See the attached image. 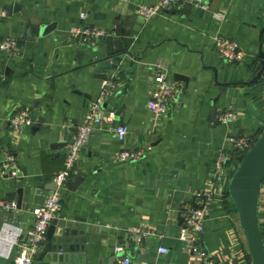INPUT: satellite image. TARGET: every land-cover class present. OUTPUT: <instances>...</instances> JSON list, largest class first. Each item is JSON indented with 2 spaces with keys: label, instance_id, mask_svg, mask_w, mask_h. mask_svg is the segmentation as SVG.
Returning <instances> with one entry per match:
<instances>
[{
  "label": "crops",
  "instance_id": "crops-1",
  "mask_svg": "<svg viewBox=\"0 0 264 264\" xmlns=\"http://www.w3.org/2000/svg\"><path fill=\"white\" fill-rule=\"evenodd\" d=\"M158 1L0 0V37L19 44L10 54L0 51V164L9 154L20 169L17 179L0 177V202L17 203L21 190L23 204L16 212L0 209V235L5 222L31 229L32 210L51 192L77 126L110 83L104 122L83 147L54 219L57 226L81 227L71 229L77 247L39 257L45 240L33 264H118L124 257L134 264H203L180 241L183 211L193 206L194 193L209 187L220 151L234 155L230 139L264 131V0H210L209 11L172 6L149 21L137 14V5ZM220 11L226 13L221 23L212 17ZM27 25L31 39L24 42ZM72 28L108 35L89 45L73 41ZM216 35L238 43L245 61L223 62ZM106 59L114 70L97 69ZM159 68L182 93L169 116L155 122L147 105ZM22 108H30L32 124L17 134L8 119ZM227 113L235 120L223 125L219 118ZM119 125L129 129L125 146L143 153L138 163L116 161ZM234 169L229 163L225 175ZM227 189H214L199 247L209 264H253ZM258 202L264 237V183ZM136 230L149 235L143 239ZM13 256L0 255V264H14Z\"/></svg>",
  "mask_w": 264,
  "mask_h": 264
},
{
  "label": "built area",
  "instance_id": "built-area-1",
  "mask_svg": "<svg viewBox=\"0 0 264 264\" xmlns=\"http://www.w3.org/2000/svg\"><path fill=\"white\" fill-rule=\"evenodd\" d=\"M210 0H159L154 5H137V14L144 20L149 21L156 16L162 14L164 10L172 6L187 4L203 11H209ZM226 13L224 11L212 13V17L219 23L225 20ZM84 18V15H81ZM108 35L106 30L100 28H86L80 30L72 28L69 36L74 39H80L83 43L94 45L98 39L105 38ZM216 54L220 59L228 64L232 62L242 63L247 58V54L239 46L238 43L230 39L216 35L213 38ZM18 47V41L10 38L0 37V51L10 54ZM110 83L104 82L99 97L91 104L88 113L77 126L75 136L68 145L67 152L64 157L63 168L57 172L52 179L55 187L54 191L49 192L45 202L32 210L34 223L31 229L23 231L21 228L15 227L5 222L3 224L0 235V255L6 259L12 254L14 264H33L39 251L43 247L46 240V232L53 223L61 208V195L65 189V184L70 178L75 165L80 159L81 151L86 145L89 136L101 129L104 122L101 106L107 96L110 95ZM182 93V86L179 83L169 79L166 71L162 68L157 69L154 76V88L150 94L147 108L152 114L155 122L169 116L171 112V103ZM235 120V116L231 113L223 114L219 118V122L223 125L229 124ZM30 108H22L14 112L8 119V126L14 132L19 134L21 130L31 125ZM113 133L117 141L122 145L116 155L118 163H138L143 158V153L139 150L125 146L129 129L126 125H119L113 128ZM154 132L151 133L153 135ZM232 147L237 152L243 153V156L251 149L253 141L249 137L229 140ZM242 157V156H241ZM233 157L225 150L220 151L217 164L213 174V178L209 187L201 192L193 194L194 204L183 211V222L180 226V241L184 244L187 254L200 259L203 264H209V255L206 251L199 247V236L203 230V224L208 216V203L213 199L214 192L217 187L226 186L233 175L226 176L228 162L236 161L238 167V157ZM234 169V170H235ZM233 170V172H234ZM0 177L17 179L20 177V169L15 159L11 155H7L4 162L0 164ZM0 209L8 212L17 211V203L15 200H7L0 202ZM143 239L148 237V233L142 230H136ZM167 249H159V253L167 254ZM118 264H134L132 259L124 257L118 260Z\"/></svg>",
  "mask_w": 264,
  "mask_h": 264
},
{
  "label": "water",
  "instance_id": "water-1",
  "mask_svg": "<svg viewBox=\"0 0 264 264\" xmlns=\"http://www.w3.org/2000/svg\"><path fill=\"white\" fill-rule=\"evenodd\" d=\"M14 7V12H18L15 10L16 5ZM25 34L26 38L24 42L31 39V31L28 25L26 26ZM39 35L41 33L38 30L36 36ZM261 58L262 68L259 76L264 72V53L261 54ZM231 64L238 65V62H232ZM96 66L97 69H104L105 71L115 69V66L111 65L109 59L97 63ZM102 78L107 79L105 75ZM175 78L187 82V79L184 77L175 76ZM112 82H115V79ZM211 115L214 119V109L211 111ZM237 162L238 167L234 170L228 184V195L237 214L239 227L246 238L252 263L264 264V239L258 214V198L264 182V131L253 143L251 149L243 157L238 158ZM65 186L69 188L71 182L67 181ZM54 190L55 187L53 186L51 191ZM22 206V191L20 190L18 191L17 209H22ZM56 228L60 229L61 232H56ZM74 228L81 229V227L73 225L70 222L57 226L53 221L47 230L46 244L42 248L39 257L51 254L63 255L64 253L75 250L77 246H73L72 242L76 237L71 236V229Z\"/></svg>",
  "mask_w": 264,
  "mask_h": 264
},
{
  "label": "trees",
  "instance_id": "trees-1",
  "mask_svg": "<svg viewBox=\"0 0 264 264\" xmlns=\"http://www.w3.org/2000/svg\"><path fill=\"white\" fill-rule=\"evenodd\" d=\"M19 45V44H18ZM252 140V139H251ZM256 140H254L253 142H255ZM234 155H233V157H243V153H241V152H237V151H234V153H233ZM236 158V159H237ZM229 163H232V164H234V166H236L237 165V163L234 161V159H233V162L232 161H230V162H228V164ZM264 183V182H263ZM263 239H264V237H263Z\"/></svg>",
  "mask_w": 264,
  "mask_h": 264
},
{
  "label": "rangeland",
  "instance_id": "rangeland-1",
  "mask_svg": "<svg viewBox=\"0 0 264 264\" xmlns=\"http://www.w3.org/2000/svg\"><path fill=\"white\" fill-rule=\"evenodd\" d=\"M261 66H262V64H261ZM259 81H261V82H263L262 84L264 85V75H261L260 76V78H259ZM258 138H252V141H254V140H257Z\"/></svg>",
  "mask_w": 264,
  "mask_h": 264
}]
</instances>
